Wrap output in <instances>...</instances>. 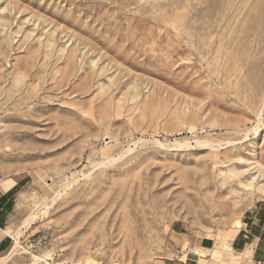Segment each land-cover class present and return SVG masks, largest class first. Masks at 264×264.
I'll use <instances>...</instances> for the list:
<instances>
[{
    "label": "rangeland",
    "instance_id": "374dc122",
    "mask_svg": "<svg viewBox=\"0 0 264 264\" xmlns=\"http://www.w3.org/2000/svg\"><path fill=\"white\" fill-rule=\"evenodd\" d=\"M263 183L264 0H0L3 264H238Z\"/></svg>",
    "mask_w": 264,
    "mask_h": 264
},
{
    "label": "crops",
    "instance_id": "0c3cea01",
    "mask_svg": "<svg viewBox=\"0 0 264 264\" xmlns=\"http://www.w3.org/2000/svg\"><path fill=\"white\" fill-rule=\"evenodd\" d=\"M0 189V212L6 206L9 192ZM258 210L254 218L244 224L246 229L238 231L232 241L234 253L239 256L238 264H264V219ZM1 229V228H0ZM9 238V237H8ZM0 255L8 249L9 241L0 237ZM215 240L212 237L188 235L173 230L168 247V257L163 264H215L210 253L215 250ZM176 253H180L176 258Z\"/></svg>",
    "mask_w": 264,
    "mask_h": 264
},
{
    "label": "bare ground",
    "instance_id": "6f19581e",
    "mask_svg": "<svg viewBox=\"0 0 264 264\" xmlns=\"http://www.w3.org/2000/svg\"><path fill=\"white\" fill-rule=\"evenodd\" d=\"M260 167V166H259ZM235 173V172H234ZM240 173V172H239ZM238 173V174H239ZM255 180V179H254ZM254 180L252 181L253 182V184H254ZM250 183V182H249ZM246 185V184H245ZM252 185V184H251ZM249 186V185H248ZM249 187H251V186H249ZM246 188V187H245ZM255 189V188H254ZM257 191L259 192V194H260V196H261V198H264V183L262 184V185H259V187H258V189H257ZM235 225H236V227L238 228V229H240L241 227H242V225H243V223H242V221H240V220H236L235 221ZM10 229V228H9ZM9 230H3V229H0V237L1 236H6V237H9L10 239H12L13 240V246H12V251L10 252V254L8 255V256H6V257H3V258H1L0 259V263H2V262H7V260L9 259V258H13L14 256H12L15 252H16V250L20 247V238H21V235H22V231H19L18 233H16V234H10L9 232H8ZM12 232V231H11ZM17 232V231H16ZM1 240V239H0ZM230 251H231V249L230 248H228ZM36 259V262L34 263V264H40V260L39 259H37V258H35ZM46 261V260H45ZM44 261V262H45ZM42 262V261H41ZM3 264V263H2ZM44 264H50V263H48V262H46V263H44ZM91 264V263H90Z\"/></svg>",
    "mask_w": 264,
    "mask_h": 264
},
{
    "label": "built area",
    "instance_id": "2783aa9c",
    "mask_svg": "<svg viewBox=\"0 0 264 264\" xmlns=\"http://www.w3.org/2000/svg\"><path fill=\"white\" fill-rule=\"evenodd\" d=\"M175 256H176V258H179V256H180V253H176V255H175Z\"/></svg>",
    "mask_w": 264,
    "mask_h": 264
},
{
    "label": "trees",
    "instance_id": "16d2710c",
    "mask_svg": "<svg viewBox=\"0 0 264 264\" xmlns=\"http://www.w3.org/2000/svg\"><path fill=\"white\" fill-rule=\"evenodd\" d=\"M10 193H11V191L9 192V194H10ZM9 194H8V195H9Z\"/></svg>",
    "mask_w": 264,
    "mask_h": 264
}]
</instances>
